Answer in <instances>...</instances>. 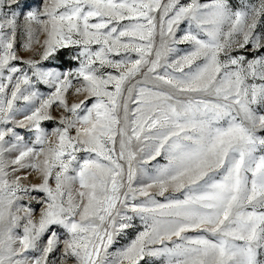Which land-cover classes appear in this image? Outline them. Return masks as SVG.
I'll return each instance as SVG.
<instances>
[{
  "label": "snow or ice",
  "instance_id": "snow-or-ice-1",
  "mask_svg": "<svg viewBox=\"0 0 264 264\" xmlns=\"http://www.w3.org/2000/svg\"><path fill=\"white\" fill-rule=\"evenodd\" d=\"M0 264H264V0H0Z\"/></svg>",
  "mask_w": 264,
  "mask_h": 264
},
{
  "label": "rangeland",
  "instance_id": "rangeland-1",
  "mask_svg": "<svg viewBox=\"0 0 264 264\" xmlns=\"http://www.w3.org/2000/svg\"><path fill=\"white\" fill-rule=\"evenodd\" d=\"M22 103V102H21Z\"/></svg>",
  "mask_w": 264,
  "mask_h": 264
}]
</instances>
